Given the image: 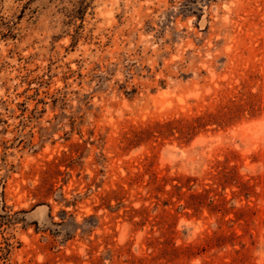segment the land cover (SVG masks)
I'll return each mask as SVG.
<instances>
[{
  "label": "rangeland",
  "instance_id": "374dc122",
  "mask_svg": "<svg viewBox=\"0 0 264 264\" xmlns=\"http://www.w3.org/2000/svg\"><path fill=\"white\" fill-rule=\"evenodd\" d=\"M0 264H264V0H0Z\"/></svg>",
  "mask_w": 264,
  "mask_h": 264
}]
</instances>
